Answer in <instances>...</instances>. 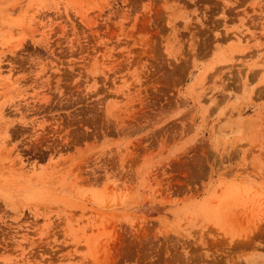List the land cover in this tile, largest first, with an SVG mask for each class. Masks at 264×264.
<instances>
[{"label": "rangeland", "instance_id": "1", "mask_svg": "<svg viewBox=\"0 0 264 264\" xmlns=\"http://www.w3.org/2000/svg\"><path fill=\"white\" fill-rule=\"evenodd\" d=\"M0 264H264V0H0Z\"/></svg>", "mask_w": 264, "mask_h": 264}]
</instances>
